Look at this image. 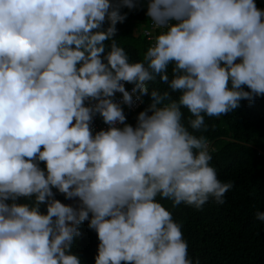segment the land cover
<instances>
[{
	"label": "trees",
	"instance_id": "1",
	"mask_svg": "<svg viewBox=\"0 0 264 264\" xmlns=\"http://www.w3.org/2000/svg\"><path fill=\"white\" fill-rule=\"evenodd\" d=\"M148 4L27 0L0 14V66L64 116L85 87L111 99V85L86 75L130 85L152 75L143 107L125 115L158 167L129 146L122 164L89 175L87 210L59 264H264V0H172L174 38L152 65L135 35ZM165 105L168 135L154 112ZM69 188L48 122L0 95V264H35Z\"/></svg>",
	"mask_w": 264,
	"mask_h": 264
},
{
	"label": "built area",
	"instance_id": "2",
	"mask_svg": "<svg viewBox=\"0 0 264 264\" xmlns=\"http://www.w3.org/2000/svg\"><path fill=\"white\" fill-rule=\"evenodd\" d=\"M154 2L155 11H160ZM145 36L151 42L150 60H156L161 44L168 38L166 25L162 20L151 23ZM104 79L98 74L86 75L85 80ZM105 81L113 86V96L99 89L85 87L78 92L73 101L71 114L67 117L73 134L78 141L84 164L89 175L100 169H111L122 164L129 146H135L140 159L139 129L132 127L124 111H137L143 104V94L148 92L147 83L129 86L124 78ZM192 101L187 100L190 104ZM199 111V110H198ZM162 120L164 134H169L173 113L169 106L157 112Z\"/></svg>",
	"mask_w": 264,
	"mask_h": 264
},
{
	"label": "water",
	"instance_id": "3",
	"mask_svg": "<svg viewBox=\"0 0 264 264\" xmlns=\"http://www.w3.org/2000/svg\"><path fill=\"white\" fill-rule=\"evenodd\" d=\"M27 0H0V14ZM241 60L244 58L239 56ZM247 68L246 66L243 68ZM0 95L39 111L48 122L64 155L70 180L66 207L35 264H59L85 214L88 202V172L78 141L64 115L38 87L0 66Z\"/></svg>",
	"mask_w": 264,
	"mask_h": 264
},
{
	"label": "clouds",
	"instance_id": "4",
	"mask_svg": "<svg viewBox=\"0 0 264 264\" xmlns=\"http://www.w3.org/2000/svg\"><path fill=\"white\" fill-rule=\"evenodd\" d=\"M156 1H158V0H149V4H148V6H149V11H148V14H147V18H148V20H147V22L143 25V27H142V30L139 32V31H137V30H135V35L136 36H139L140 34L141 35H144V37L146 38V40L148 41V43H149V49H150V47H151V42H149V40H148V38L145 36V32L147 31V30H149L150 29V26H151V23H153V22H156V21H158V20H162L163 21V23L166 25V31H167V35H168V38L165 40V41H163L162 42V44H161V48H160V50H159V52H158V57H159V54H160V51H161V49H162V47H163V45L166 43V42H168L169 40H172L173 38H174V33L172 32V27H173V23H172V21H170V20H168V19H166V12H167V10H168V7L170 6V4H171V1L172 0H161V1H159L156 5L159 7V10L160 11H155V9H154V2H156ZM149 49H148V58H149ZM232 51H236L235 52V54L234 53H232ZM231 53L232 54H234V57L237 59V60H239L241 63H244V64H242V66H241V68H240V70L241 71H243V72H246V70H248V69H243L246 65H248L247 64V60L238 52V50H236V49H231ZM239 56H241L242 58H244V61L243 60H241L240 58H239ZM157 57V58H158ZM149 60H150V58H149ZM157 60V59H156ZM156 60H150V63H151V65L153 64V62H155ZM94 75V74H93ZM99 75V74H98ZM89 76H91V75H89ZM99 76H101L102 78H104V79H92V80H96V81H98V80H101V81H104V82H106L105 81V78L107 79V80H117V79H120V78H116V79H110V78H108L107 76H105V75H99ZM86 77V76H85ZM121 78H124V79H126L127 80V82H128V79L127 78H125V77H121ZM139 78V81L137 82V83H135V84H138V83H141V82H144V83H147V89H148V85H149V82H150V80L152 79V75L149 73L147 76H145V77H138ZM84 80H85V78H84ZM85 81H87V80H85ZM107 83V82H106ZM108 84V83H107ZM128 84H129V82H128ZM134 84V85H135ZM110 85V84H109ZM112 86V85H111ZM129 86H133V85H130L129 84ZM112 88H113V86H112ZM94 89H97V88H94ZM198 89V88H197ZM100 90V89H99ZM196 93V92H195ZM148 94V92L147 93H144L143 94V104H142V106L137 110V111H135V112H130V111H128V110H126V111H124V113H123V115L126 117V113L127 112H130V113H136V112H138L142 107H143V105H144V96L145 95H147ZM112 96H113V94H112ZM112 98V97H111ZM110 99H108V101H109ZM188 100H191V101H193L192 99H188ZM187 103V102H186ZM192 103V102H191ZM190 103V104H191ZM188 104V103H187ZM165 106H168V105H165ZM164 106V107H165ZM196 110L198 111L199 110V108H198V102H196ZM164 107H162V108H155V110H154V112H155V115L157 116V118H159L158 117V114H157V112L158 111H160L161 109H163ZM170 107V106H169ZM65 117V119H66V121H67V123H68V125H69V127L71 126V124H70V122L67 120V117L68 116H64ZM128 118V117H127ZM129 119V118H128ZM160 119V118H159ZM161 120V119H160ZM129 121H130V119H129ZM130 123H131V121H130ZM161 123H162V120H161ZM161 127H162V124H161ZM72 128V126L70 127V129ZM139 129V128H138ZM71 131H73V130H71ZM139 131H140V129H139ZM162 131H163V129H162ZM73 133V132H72ZM164 133V132H163ZM165 135H168V134H165ZM134 146V145H133ZM211 147H212V145L210 144V143H208V144H205V147H204V151H203V156L211 149ZM137 152V151H136ZM137 156H138V153H137ZM138 161H140V163L141 164H143L144 166H147V167H150V169H155V168H157L158 166H156L154 163H151V162H148V161H146L145 159H143V157H142V153H141V149H140V159H138ZM161 169L160 170H157V172L158 173H161Z\"/></svg>",
	"mask_w": 264,
	"mask_h": 264
},
{
	"label": "rangeland",
	"instance_id": "5",
	"mask_svg": "<svg viewBox=\"0 0 264 264\" xmlns=\"http://www.w3.org/2000/svg\"><path fill=\"white\" fill-rule=\"evenodd\" d=\"M235 52H236V51H232V53H234V54H235ZM242 64H244V63H242ZM244 74H245V73H242L241 76H244Z\"/></svg>",
	"mask_w": 264,
	"mask_h": 264
}]
</instances>
